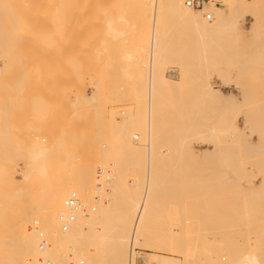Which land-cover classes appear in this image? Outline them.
<instances>
[{
    "label": "bare ground",
    "instance_id": "1",
    "mask_svg": "<svg viewBox=\"0 0 264 264\" xmlns=\"http://www.w3.org/2000/svg\"><path fill=\"white\" fill-rule=\"evenodd\" d=\"M111 3L115 11L92 7L104 10L95 47L109 54L87 79L76 51L95 11L79 15L76 0H0V264H70L71 253L74 264H264V105L244 114L235 103L264 75V0L203 10ZM47 49L63 53L48 132L54 103L42 94L25 125L13 118L31 83L51 75ZM175 63L178 78L167 73ZM109 77L125 81L109 91ZM124 91L130 105L117 109ZM73 194L86 210L66 205Z\"/></svg>",
    "mask_w": 264,
    "mask_h": 264
},
{
    "label": "rangeland",
    "instance_id": "2",
    "mask_svg": "<svg viewBox=\"0 0 264 264\" xmlns=\"http://www.w3.org/2000/svg\"><path fill=\"white\" fill-rule=\"evenodd\" d=\"M77 2H79V4H80V2L82 3V1L83 0H81V1H78V0H76ZM85 1H87V2H89V3H86V5H88L89 6V8H91V15H93L94 14V11H95V18L94 19H92V18H88V20L89 19H91V21L93 22H91V24H92V26H93V28H91V27H87V20L85 19V23L84 22H82V24H84V26H85V24H86V27H85V29H87V30H89L90 31V29H93V32H92V34L94 35H92V34H90V33H87L88 34V37L86 36V34L84 35V36H86V37H81V39H83V40H86V38L87 39H89V40H86V41H83L84 42V45L85 46H83V42H80V44L83 46V48H81L82 46L81 45H79V47L81 48H78V49H80V50H78V51H76V54H78V57L80 58V60L81 61H83V63H85V67H82V68H80L79 69V72L80 73H82L87 79H90V78H96L97 77V75H98V73L101 71L100 70V68L102 67V65H103V63H105L104 61H105V59H106V57L108 56V54L109 53H107V56H105L106 55V52L105 51H103L102 49H100L99 47H95V45L97 46V43L99 42V40L102 38L101 36H102V31H103V29H101V28H103L102 26L104 25V24H102L101 22L102 21H104V20H102V21H100V19H103V17L102 18H99L98 19V16L99 15H102L101 13H103L104 12V10H103V12H102V10H101V8L99 9V11L101 12H99V13H97V9L96 10H94L93 11V9H92V7H98V6H101V4H103L102 6H104V8L103 9H105V6H106V8H107V10H108V8H110L109 7V5H111V7L114 5L113 3H111V2H116V4H117V2L119 3V2H124V4H125V2H126V4L128 3V5H130L129 4V2H134L135 0H132V1H130V0H85ZM90 1H92V4H94V6H91L90 7V5H91V3H90ZM101 2V4H97V3H100ZM109 2V3H108ZM84 3V4H85ZM107 3V4H106ZM78 4V5H79ZM83 4V5H84ZM95 4H97V6L95 5ZM113 4V5H112ZM115 4V5H116ZM125 4V5H126ZM134 4V5H133ZM81 5V4H80ZM79 5V6H80ZM83 5H81L82 7H83ZM121 5V4H120ZM133 5V7L134 8H136V5H135V3H131V6ZM77 6V5H76ZM79 6H77V7H79ZM88 6H85V7H83V8H85V9H83V8H81V11H82V9L84 10V12H86V13H79V15H81V16H83L84 14H89L90 15V13H87V11H90V10H88ZM124 6V5H123ZM131 6H130V9L131 10H134V8L132 7L131 8ZM116 7H117V5H116ZM129 7V6H128ZM80 8V7H79ZM78 8V9H79ZM99 8V7H98ZM76 9V8H75ZM113 9V7L112 8H110V10L109 11H111ZM116 9V8H115ZM86 10V11H85ZM106 11V10H105ZM109 11H107L108 13H109ZM113 11H115L114 9H113ZM77 12V11H76ZM134 12V11H133ZM78 13V12H77ZM83 14V15H82ZM97 14H99V15H97ZM105 14V13H104ZM110 14V13H109ZM78 15V16H79ZM91 15L89 16V17H91ZM103 16V15H102ZM106 16H109L108 14H106ZM106 16H104L105 18H106ZM87 17V16H86ZM93 17V16H92ZM100 17V16H99ZM82 18V17H81ZM104 18V19H105ZM80 19V18H79ZM251 18L250 17H248V19H247V27H246V29H245V34L247 35V36H251V33H250V31L248 30V27L250 26V24H251V21L252 20H250ZM249 20V21H248ZM83 21V20H82ZM81 22V21H80ZM82 24H80V25H82ZM89 25H90V22H89ZM81 28H82V26H81ZM83 29V28H82ZM84 29V30H85ZM100 29H101V32H100ZM81 31H83V30H81ZM92 31V30H91ZM85 32H86V30H85ZM101 33V34H100ZM82 34H84V31H83V33ZM99 34L101 35L100 37H99ZM92 35V36H91ZM98 37V38H97ZM92 38V40H90ZM96 39H97V41H96ZM82 41V40H81ZM89 41H95V44H94V42L93 43H90ZM85 42H86V44H85ZM87 43H89L88 44V46H86L87 45ZM98 45H99V43H98ZM92 46H94V47H92ZM92 47V48H91ZM95 49H97V50H101V52H99L100 53V56L103 58H101V60H99V58H98V51L97 52H95L94 50ZM251 49H252V47L249 49V52L251 51ZM82 50H87V51H82ZM253 50V49H252ZM105 52V53H103V52ZM117 53L118 51H113L112 52V54L113 53ZM97 53V57L95 56V54ZM101 53H103V54H101ZM114 53V54H115ZM75 54V56H77ZM119 54V53H118ZM40 55L41 56H43L44 58H46V59H48L49 61H52V64H53V67H52V72H51V75L49 76V78L46 80V84H37V85H35V84H32L31 83V85H30V87H29V89L27 90V96H26V100L25 101H23V103H21L20 105H17L16 107H14L13 108V118L14 117H17V118H19V119H21V121L24 123V125L27 123V121L29 120V119H31V114H32V112H33V106H34V102H33V99H34V96L35 95H37V94H42V95H44L48 100H51V102H53L54 103V105H53V107H52V113H53V115H52V118H51V120H52V122H50V120L48 121L47 120V122L45 123V127H44V130L46 131V132H48L50 129H51V123H52V125H54V127H52V129H55V125H56V120H57V116L59 115V113H60V110H61V105L59 104V100L62 98V89H61V85H60V80H59V69L57 68V63L60 61V59H61V57L63 56V53H60V52H58V51H56V50H54V49H47V50H44V51H42V52H40ZM104 55V56H103ZM95 56V57H94ZM77 57V58H78ZM98 58V59H97ZM102 60H103V62H102ZM102 62V63H100V62ZM102 64V65H101ZM106 64V63H105ZM172 64V63H171ZM169 67H174V68H176V71H173V72H169V70L167 71V73L168 74H171V76H173V78H178L179 76H181V74H180V72H181V70H180V68L176 65V63L175 64H173L172 66H169ZM112 68V67H111ZM112 69H114V68H112ZM112 69H110V67H109V69H108V71L110 72L109 73V75H111V73H114L113 71L114 70H112ZM178 72V73H177ZM264 75L262 76V78L260 77L259 79H260V81L261 82H258V83H255V82H257V81H255L254 83L252 82L251 84H249V83H245V85H244V87L247 89V95H245L244 97L239 93V91H237L236 90V92L239 94L238 95V100L235 102L238 106H240L241 107V110L243 111V113L244 114H246L247 112H248V108L249 107H251V106H253V105H256V104H259V106H263L264 105ZM251 81H252V79L251 78H249ZM259 79H258V81H259ZM249 80V81H250ZM123 81H125V79H120V78H113V77H109V78H107V83L109 84L108 86L110 87L109 89V91H111L113 88H115L116 87V85H118V83H122ZM215 82V83H214ZM213 83L215 84V85H220V81L217 79V77H215V78H213ZM85 86H87V87H85ZM91 87V85H89L88 83L86 84V82H85V84L84 85H82V88H80V91L82 90H84L83 88H85V90L86 91H90L89 90V88ZM228 90V89H227ZM256 90H258L259 91V95H255V94H253V92L254 91H256ZM241 95V96H240ZM127 96H128V93L126 92V91H124V93H123V97H124V99L125 100H122V101H119L118 103V106L116 105V108L118 109V108H127L130 104H129V101L128 100H126L127 99ZM255 100H256V102H255ZM257 101H259L258 103H257ZM253 102H254V104H253ZM117 118H121V116L120 115H118L117 116ZM243 120V118L241 117V121ZM86 122V121H85ZM26 127V126H25ZM26 129H27V127H26ZM84 145V147H86V150L88 151V150H90V146L91 145H89V144H83ZM88 145V146H87ZM91 151V150H90ZM89 153V152H88ZM91 158H94V157H91ZM98 168H99V166H97ZM253 168H254V165L252 166ZM97 168V169H98ZM99 174V173H98ZM17 176H19V174H17ZM260 177V176H259ZM258 177V179H257V184H259L260 183V181H261V177L259 178ZM188 190V189H187ZM191 190V189H190ZM189 190V191H190ZM175 194H177L176 192H174ZM97 193H95L94 194V197H95V195H96ZM186 194V193H185ZM192 193H187L186 195H184V194H182L181 195V193H179L178 194V196L179 195H181V198L185 201V199H186V201L187 202H189L190 200L192 201V200H195V199H197V197H196V195L194 194H192ZM172 195H174V194H172ZM171 195V196H172ZM175 196V195H174ZM177 195L175 196V197H178ZM174 197V198H175ZM184 197V198H183ZM178 198H180V197H178ZM177 198V199H178ZM176 199V198H175ZM174 199V200H175ZM189 200V201H188ZM191 201L189 202V203H191ZM174 203V202H173ZM176 205V203L175 204H172L171 206H175ZM177 206V205H176ZM192 206V205H191ZM222 206H223V204H222ZM91 207V206H90ZM90 207H89V210H88V212L90 213V212H92V210L90 209ZM190 207V206H189ZM221 207V206H220ZM223 208V207H222ZM191 209H192V207H191ZM221 209V208H220ZM176 217V216H175ZM174 217V218H175ZM172 225H173V227H177L179 224V221H176L175 219L174 220H172ZM180 226V225H179ZM222 229H224V228H221V229H219V231H222ZM224 230H226L227 231V228L226 229H224ZM223 232H225V231H223ZM223 234V233H222ZM221 234V235H222ZM210 236V237H209ZM208 236V242H211V241H213V240H210L209 241V239H212L213 237V235H209ZM224 236V235H223ZM222 236V237H223ZM220 237V236H219ZM225 240H229V238L228 239H226L225 238ZM148 250H154V251H157V250H155V249H153V248H147ZM144 252H147V250H145V249H142ZM72 258L70 259V264H74L75 263V261H74V253H71V255H70ZM137 264H145L144 263V257L143 256H140L139 258H138V260H137Z\"/></svg>",
    "mask_w": 264,
    "mask_h": 264
},
{
    "label": "built area",
    "instance_id": "3",
    "mask_svg": "<svg viewBox=\"0 0 264 264\" xmlns=\"http://www.w3.org/2000/svg\"><path fill=\"white\" fill-rule=\"evenodd\" d=\"M185 4L195 10H203L208 5H223L225 3V0H184ZM206 17L209 20H212L213 15L211 13H206ZM66 205L67 206H80L78 199L75 194L70 196L68 199H66ZM83 210H86L85 206H80ZM71 220H73V217H71ZM67 229V225H64V230ZM48 244V240L44 236V234H41V247H45Z\"/></svg>",
    "mask_w": 264,
    "mask_h": 264
}]
</instances>
